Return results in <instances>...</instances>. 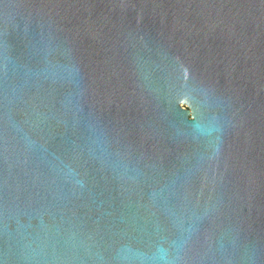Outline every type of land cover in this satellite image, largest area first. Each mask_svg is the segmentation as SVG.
I'll return each mask as SVG.
<instances>
[{
	"label": "water",
	"instance_id": "95a60500",
	"mask_svg": "<svg viewBox=\"0 0 264 264\" xmlns=\"http://www.w3.org/2000/svg\"><path fill=\"white\" fill-rule=\"evenodd\" d=\"M0 264H264V0H0Z\"/></svg>",
	"mask_w": 264,
	"mask_h": 264
}]
</instances>
